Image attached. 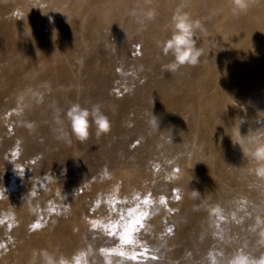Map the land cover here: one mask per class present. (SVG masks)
Segmentation results:
<instances>
[{
	"label": "rangeland",
	"instance_id": "obj_1",
	"mask_svg": "<svg viewBox=\"0 0 264 264\" xmlns=\"http://www.w3.org/2000/svg\"><path fill=\"white\" fill-rule=\"evenodd\" d=\"M177 10L204 55L168 73ZM73 103H100L111 130L67 142ZM249 138L264 0H0V264H264Z\"/></svg>",
	"mask_w": 264,
	"mask_h": 264
},
{
	"label": "clouds",
	"instance_id": "obj_2",
	"mask_svg": "<svg viewBox=\"0 0 264 264\" xmlns=\"http://www.w3.org/2000/svg\"><path fill=\"white\" fill-rule=\"evenodd\" d=\"M236 14L245 13L250 0H234ZM156 9L151 8L144 13V19L154 20L156 18ZM172 35L161 45L164 56L171 55L172 59L162 66V71L168 73H177L184 66H196L200 63V58L204 55V49L197 47V33L204 32V25L200 20H194L187 12L177 10L170 21ZM209 51V50H208ZM70 133H66L63 139L71 142V136L78 141L84 142L89 138L90 128L95 125V135L97 138L107 134L111 130L109 117L103 111L100 103H94L91 107H83L79 103H73L65 113ZM154 116V115H153ZM153 127L158 128V120L154 116L151 121ZM237 136L242 140L239 129ZM264 138H249L248 144L253 145L247 150V155L251 157L256 167L252 169L254 174L264 179ZM238 143L239 142H234ZM199 193L193 191V198H197ZM110 264V262H109ZM230 264H248L247 257L243 254L234 256Z\"/></svg>",
	"mask_w": 264,
	"mask_h": 264
},
{
	"label": "snow or ice",
	"instance_id": "obj_3",
	"mask_svg": "<svg viewBox=\"0 0 264 264\" xmlns=\"http://www.w3.org/2000/svg\"><path fill=\"white\" fill-rule=\"evenodd\" d=\"M145 203H147V201H145ZM132 259H136V257L134 256V257H132Z\"/></svg>",
	"mask_w": 264,
	"mask_h": 264
}]
</instances>
